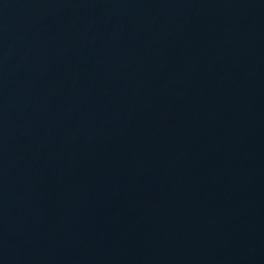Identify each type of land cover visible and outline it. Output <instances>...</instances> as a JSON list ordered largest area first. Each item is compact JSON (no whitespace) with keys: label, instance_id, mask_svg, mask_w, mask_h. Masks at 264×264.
<instances>
[{"label":"water","instance_id":"water-1","mask_svg":"<svg viewBox=\"0 0 264 264\" xmlns=\"http://www.w3.org/2000/svg\"><path fill=\"white\" fill-rule=\"evenodd\" d=\"M0 264H264V0H0Z\"/></svg>","mask_w":264,"mask_h":264}]
</instances>
